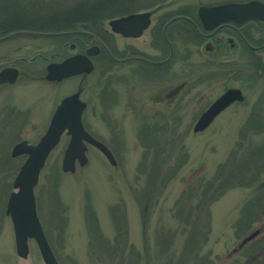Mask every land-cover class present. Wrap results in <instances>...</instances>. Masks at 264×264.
<instances>
[{"label": "rangeland", "instance_id": "1", "mask_svg": "<svg viewBox=\"0 0 264 264\" xmlns=\"http://www.w3.org/2000/svg\"><path fill=\"white\" fill-rule=\"evenodd\" d=\"M23 1L27 2L28 14L41 15V25L34 30L50 34L70 24L67 11L78 3L95 0H41L37 9L31 4L35 0ZM135 1L126 7H109L110 13L104 10L101 21L90 15L76 19L91 23L93 32H101L103 22L102 29L109 31L110 19L128 13L157 9L156 14H164L184 7L195 10L197 6L226 0ZM14 2L0 0V19H15L12 17L19 10L14 9L11 4ZM148 33L137 39L115 34L112 38L119 48L131 44L150 53L142 45ZM183 36L184 39L172 37L176 49L169 62L170 73L158 76L153 83L133 74V65L109 64L106 73L95 67L90 74L67 78L56 87L41 80L22 78L14 86L0 88V264H44L32 239L28 240L25 258L15 251L13 228L5 205L25 155L11 156L10 153L13 145L21 140L35 144L62 97L78 88H82L80 98L87 104L82 115L84 127L108 146L116 163L111 165L101 152L88 146L87 162L77 165L74 172H63L61 159L68 140L66 134L46 158L34 187V197L38 219L59 264H164L172 252H175L172 264H184L179 260L182 256L188 257L183 247L191 236L199 243L198 257L207 256L211 264L261 262L260 251L253 248L260 246L264 227V151L255 164L246 157L241 158L249 148L264 145V130L256 134L257 129L245 126L247 118L257 109L264 118L263 81L257 83L254 79L251 86L249 74L237 68L230 78L200 80V84L174 98L171 104L159 99L155 102L156 94L186 75L203 70L202 64L208 57L201 56L198 45L186 34ZM53 41L48 35L14 34L0 40V61L14 56L29 58L37 50L46 55L57 48ZM232 61L243 66L248 59L244 52H238ZM106 83L111 89L105 93ZM224 85L241 88L244 101L231 104L207 128L193 132L204 106L223 92ZM156 122L163 128L160 141L165 147L159 151L167 161L164 171L176 168L182 161L162 190L151 193L143 205L132 192L135 180L144 182L147 175L141 173L144 146L139 131L143 124L153 126ZM244 131H249L245 140L242 139ZM239 144L243 146L237 152ZM153 146H149L151 151ZM227 161V168L218 175V166ZM243 165L249 171H242ZM216 174L219 179L214 190L201 203L210 202L208 214L203 206L200 210L194 208L197 214L184 224L189 205L195 204V191H202L205 181ZM88 206L95 213L101 235L92 234L88 228ZM248 215L250 221L243 226ZM116 223L121 231L117 241ZM256 229L260 230L256 239L234 251L239 249L241 239ZM107 242L114 246L113 250L106 247Z\"/></svg>", "mask_w": 264, "mask_h": 264}, {"label": "flooded vegetation", "instance_id": "2", "mask_svg": "<svg viewBox=\"0 0 264 264\" xmlns=\"http://www.w3.org/2000/svg\"><path fill=\"white\" fill-rule=\"evenodd\" d=\"M13 1L15 2L11 4L15 7L14 9H18L20 12L15 10L18 12L17 15L12 17L15 19H0V40L9 39V37L13 36L14 34H26L32 36L48 35L54 38L53 42L57 46V48L46 55L37 50L29 58H26L25 56H14L8 60L0 61V70L6 67L15 68L17 70V76L15 81L13 83L2 82L0 83V88L14 86L22 78H32L35 80H41L50 86L56 87L61 81L67 78L58 81L55 79H48L47 74L49 65L61 63L68 57L77 54L86 55L89 61L92 63V69L89 72L79 73L68 78H73L77 76L82 77L84 75L90 74L95 69V67H99L102 73H106L109 64L117 66L133 65V67L131 68V72L133 74L142 76L143 78L148 79L153 83V81H156V78L158 76L160 77L162 75L170 73L168 71L169 62L172 60L175 52L172 37L174 35H178L180 38L183 37L184 39V33H178L177 28L174 25L180 20H183L191 25L193 31L196 34V36L192 37L191 39L192 43L198 45L199 53L201 56H207L209 59L207 58L206 61L204 60L202 64L203 70L196 73L200 74V76L186 83L185 87L178 93L174 100H176L177 97L187 93L195 84H200L202 82H200V80L206 81L210 80L212 77L219 80H221L222 78H230L232 74L236 72L235 70L237 68L244 69L250 75H248V78L250 79L249 83L251 84V86L254 79L257 83L259 81H263L264 84L263 20L254 19L246 20L242 23H220L213 29L206 30L204 29L198 17L197 10L199 6H197L195 10L190 9L188 7H184L180 10L166 12L164 14H156L157 9L141 11L149 13V24L142 31V34L139 37H125L121 34L114 33L111 29L109 31L102 29L103 22L100 25L101 28H99L101 32H93L90 29L86 28L84 25H82L79 26V28H68L64 30L55 31L54 33L44 34L43 31L34 30L39 29L41 25V22H39L41 15L39 16L37 14H28L27 2L23 0ZM247 1L250 0H226L211 5L229 2L243 3ZM257 1L264 3L262 0ZM32 2L33 3L31 4L36 5V9L37 5L40 6V4H42L41 0H35ZM23 5H25V7H23ZM14 9L12 8V11ZM8 10L11 11L10 9ZM176 16H181L182 18H177L169 22L170 19ZM12 27L15 29L8 32V30ZM146 31H149V33L148 36L145 37L142 45L147 46L148 49H150L151 51L150 53L143 50L140 46H133L131 44L119 48L118 46H116L112 38V36L115 34L126 39H137L141 38ZM9 34L11 35L7 37ZM110 41H113V43H111ZM88 50L90 52L89 54L87 53ZM157 51H161V53L157 54ZM238 52H244V54L247 56L248 61H246L243 66H240L232 61L233 57ZM256 58H259L260 60ZM196 74L186 75V77H184L180 81L188 79ZM204 81L202 83L203 85H205ZM230 88L237 87L224 85L223 92ZM108 89L111 88H107L106 83L104 89L105 93L108 91ZM238 89H240L241 93L243 94L241 88ZM74 92H79L80 98L82 88H78ZM157 99H159V101L165 102L166 104H171V102H173V97L172 95H170L169 89L162 90L159 94H156L155 102L157 101ZM214 100L204 106L200 115ZM86 107L87 104L85 103L83 113L85 112ZM91 110L93 111V108ZM263 232L264 227L263 229H261L262 237L260 246L253 248L254 251L257 249L258 251H260L261 254V262L255 264H264ZM254 239H256V237ZM249 242L245 243L244 245L240 246L239 249H237H242ZM252 263L253 262H251V264Z\"/></svg>", "mask_w": 264, "mask_h": 264}, {"label": "water", "instance_id": "3", "mask_svg": "<svg viewBox=\"0 0 264 264\" xmlns=\"http://www.w3.org/2000/svg\"><path fill=\"white\" fill-rule=\"evenodd\" d=\"M197 11L206 30H211L220 23H242L254 19L264 21V3L257 0L243 3L229 2L212 6L201 5ZM177 18L182 17H173L169 22ZM148 24V12L130 13L108 21V25L114 33L125 37H139ZM87 53H90L89 50ZM91 69L92 63L87 56L77 54L68 57L61 63L49 65L47 77L58 81L79 73L89 72ZM16 76L17 70L15 68H3L0 70V83H13ZM199 76L200 74H196L179 81L171 89L169 88L173 99L185 87L186 83ZM243 99L240 89L230 88L226 90L198 117L193 126V132L204 130L226 107ZM84 108L85 103L79 98V92L63 97L54 109L46 130L37 143L29 144L22 140L11 149V156L26 155L13 178L12 187L14 190L8 196L5 210L12 223L15 251L22 258L27 256L29 251L28 240L32 239L44 264H59L37 216L34 187L40 169L51 150L58 144L61 136L63 134L68 135V141L61 159L63 172H74L77 165L83 166L87 162L88 146H92L101 152L111 165L116 163L110 149L102 141L92 136L83 126L81 116ZM258 232V230H254L249 233L241 240L240 245L254 238Z\"/></svg>", "mask_w": 264, "mask_h": 264}, {"label": "trees", "instance_id": "4", "mask_svg": "<svg viewBox=\"0 0 264 264\" xmlns=\"http://www.w3.org/2000/svg\"><path fill=\"white\" fill-rule=\"evenodd\" d=\"M132 1L136 2L135 0H117V1L116 0H102V1L95 0L92 2L86 1V2H83L81 4L78 3L77 5L74 6V8L72 10L67 11V14H68L67 19H68V22H70V24H68L64 28L65 29L66 28H73L76 25H79V26L84 25L86 28L93 31V27H92L91 23L80 22L78 19H76V17L82 16V15H83V17L85 15H90V16H92L91 17L92 19H97V20L99 19V21H101V19H103V17L105 16L104 12L107 11L106 9H108V12H109V7H113V9L118 8L120 6L126 7V6H128L127 5L128 3L133 5L134 3ZM108 12L105 14L110 13V12L109 13ZM77 23H81V24H77ZM174 25L176 26L178 33L182 32V33L186 34L188 37H190L191 39H192V37L196 36L191 25L188 24L187 22L180 20ZM70 26H73V27H70ZM174 36H177L179 38L178 35H174ZM172 40H173V38H172ZM256 59L260 60L259 58H256ZM256 108H257V106H256ZM259 110H261V109L259 108ZM245 126H248L249 128L257 129V131L255 132L256 134L261 132L262 130H264L263 114H261V112L258 111V109H257L247 118ZM162 129L163 128L161 127V124L156 122L153 124V126L152 125L148 126V125L143 124L142 128L139 131V139H140V142L142 143V145L144 146V147H142L143 148V155H142V160H141L142 161L141 164L144 166V169L141 171V173L142 174L146 173L147 175H146L144 182H140L139 180H135L133 188H132L133 189L132 192L138 198L140 203L143 205L145 203H147V201L150 199L151 193L162 190V187H164L166 182L172 178L177 167H179L181 165L182 160L178 162V165L176 166V168L171 169L169 171H167V170L164 171V167H165L167 161L162 156V154H163L162 151H159L160 148L163 149L165 147L160 141V138H161L160 135L163 133V132H161ZM248 133H249V131H244V133H243L244 136L242 137L243 140H245L244 138ZM150 145H154L152 147V148H154L153 151H151V148L149 147ZM238 146L239 147L236 148L237 152L240 150L241 146H243V145L239 144ZM263 151H264V145L263 146L261 145L259 147L249 148L248 150H246V152H243V151H242L243 153L241 152L243 154L241 159H244L246 157V158H248L247 161L255 164L256 162H258L259 158L261 157V153ZM235 154H236V152L232 153L230 161H232V156H235ZM228 163H229V161H227L226 163H222L218 166V172H217L218 175L220 173H222V171H225V169L228 166ZM241 170L244 172L249 171V167H246L243 165V166H241ZM256 173L253 175H256ZM217 174L214 177H212L211 179H208L205 181V186H204L202 191H198V190L195 191V193H194L195 204H193V202H192L189 205V208L185 213L186 216L184 217V222H183L184 224H188L189 222H191L192 216H195L197 214L196 211L198 209L200 210L201 206L206 208V214H208L210 202L207 204H201V203L203 202L205 197H207V195H209L211 190H214V187L216 186L217 181L219 179L217 177ZM250 182L253 183L254 180L253 181L250 180ZM194 208H197V210L193 211ZM115 209H116V207H114L112 209V211ZM86 215H87L86 221H87L88 228L90 229V232L92 234H95V235H101L95 213L91 209L90 206L87 207ZM250 217L251 216L248 215L247 217L244 218L245 220L242 222L243 226L248 224V222L250 221ZM116 232H117V234L115 236V239L117 241L120 239L119 237H121V231L119 230L117 223H116ZM194 239H195V237L191 236L190 239L188 238V240H186L184 242L183 251H184V253L188 254V257L184 258L182 256L179 260L180 263L181 262L183 263V261H184V264H187V263L188 264H211L210 259L207 256H205V257L199 256L198 257V249H199L198 245H199V243L194 241ZM106 245H107L106 247L108 249L113 250L114 246L112 244L107 242ZM189 254L190 255L192 254V255L190 256ZM174 257H175V252L168 254L167 262L164 264H172V260Z\"/></svg>", "mask_w": 264, "mask_h": 264}]
</instances>
